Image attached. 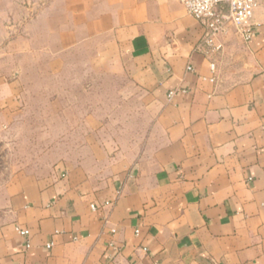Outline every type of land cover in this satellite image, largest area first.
Returning <instances> with one entry per match:
<instances>
[{"label": "crops", "instance_id": "obj_1", "mask_svg": "<svg viewBox=\"0 0 264 264\" xmlns=\"http://www.w3.org/2000/svg\"><path fill=\"white\" fill-rule=\"evenodd\" d=\"M20 2L28 48L112 58L148 125L138 145L96 128L77 159L10 178L0 264H264V0L253 38L229 29L211 57L177 0H0V25Z\"/></svg>", "mask_w": 264, "mask_h": 264}, {"label": "rangeland", "instance_id": "obj_2", "mask_svg": "<svg viewBox=\"0 0 264 264\" xmlns=\"http://www.w3.org/2000/svg\"><path fill=\"white\" fill-rule=\"evenodd\" d=\"M19 5L18 22L0 25V81L14 83L17 94L0 103V218L2 189L13 176L77 159L96 128L138 145L148 125L112 58L80 50L59 61L28 48L31 13Z\"/></svg>", "mask_w": 264, "mask_h": 264}, {"label": "built area", "instance_id": "obj_3", "mask_svg": "<svg viewBox=\"0 0 264 264\" xmlns=\"http://www.w3.org/2000/svg\"><path fill=\"white\" fill-rule=\"evenodd\" d=\"M186 12L200 23L203 37L201 46L211 57L221 51L222 44L218 37L232 29L245 43L253 36V18L259 5V0H177ZM214 71V60L210 63ZM264 153V148L262 150ZM94 210L95 207L91 206ZM19 235L28 236V231L22 228L15 229ZM50 246V245H49Z\"/></svg>", "mask_w": 264, "mask_h": 264}]
</instances>
